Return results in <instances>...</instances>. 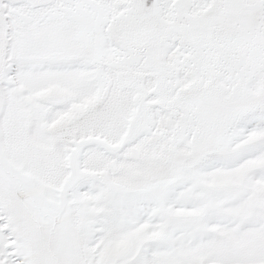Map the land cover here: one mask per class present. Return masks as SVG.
<instances>
[{"label": "snow or ice", "instance_id": "obj_1", "mask_svg": "<svg viewBox=\"0 0 264 264\" xmlns=\"http://www.w3.org/2000/svg\"><path fill=\"white\" fill-rule=\"evenodd\" d=\"M0 264H264V0H0Z\"/></svg>", "mask_w": 264, "mask_h": 264}]
</instances>
